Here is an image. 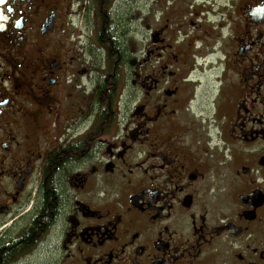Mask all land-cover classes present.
Instances as JSON below:
<instances>
[{
  "label": "flooded vegetation",
  "instance_id": "af4514ba",
  "mask_svg": "<svg viewBox=\"0 0 264 264\" xmlns=\"http://www.w3.org/2000/svg\"><path fill=\"white\" fill-rule=\"evenodd\" d=\"M4 264H264V0L0 3Z\"/></svg>",
  "mask_w": 264,
  "mask_h": 264
},
{
  "label": "trees",
  "instance_id": "16d2710c",
  "mask_svg": "<svg viewBox=\"0 0 264 264\" xmlns=\"http://www.w3.org/2000/svg\"><path fill=\"white\" fill-rule=\"evenodd\" d=\"M4 247V244L0 245V264H4V251L1 249Z\"/></svg>",
  "mask_w": 264,
  "mask_h": 264
},
{
  "label": "snow or ice",
  "instance_id": "6c2138e0",
  "mask_svg": "<svg viewBox=\"0 0 264 264\" xmlns=\"http://www.w3.org/2000/svg\"><path fill=\"white\" fill-rule=\"evenodd\" d=\"M4 2V0H0V3H3Z\"/></svg>",
  "mask_w": 264,
  "mask_h": 264
}]
</instances>
